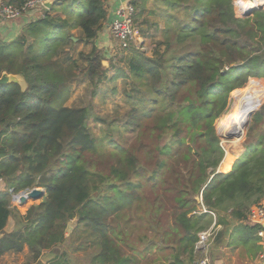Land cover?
<instances>
[{"label": "trees", "instance_id": "16d2710c", "mask_svg": "<svg viewBox=\"0 0 264 264\" xmlns=\"http://www.w3.org/2000/svg\"><path fill=\"white\" fill-rule=\"evenodd\" d=\"M165 2L170 10L185 6L187 21H167L163 49L150 56L131 49L128 71L113 76L131 86L126 123L135 136L127 146L98 142L91 104L66 105L71 83L88 79L96 88L108 75L96 45L109 20L105 0H57L16 40H0V76L27 82L25 90L0 86V259L27 246V264H199L206 256L196 248L199 233L214 222L210 264L224 245L240 255L261 250L258 226L248 223L264 199V101L253 115L260 88H245L253 117L245 150L231 163L215 123L232 91L251 78L264 81V9L239 17L237 0ZM79 42L91 51L62 57ZM35 187L45 196L23 214L13 195ZM70 238L75 251L91 249L86 258L63 252Z\"/></svg>", "mask_w": 264, "mask_h": 264}, {"label": "rangeland", "instance_id": "374dc122", "mask_svg": "<svg viewBox=\"0 0 264 264\" xmlns=\"http://www.w3.org/2000/svg\"><path fill=\"white\" fill-rule=\"evenodd\" d=\"M135 1V7L137 8L135 22L141 30L145 41L144 46H142L139 50L145 52L147 55L150 56L153 55V53H155L158 49H163L162 46L158 45V43L160 40L163 39V29L165 28L167 21L171 19L175 20L177 19V17L179 18L181 23L187 21L186 7L183 6V8L170 10L167 9L165 0ZM239 1L240 0H237L236 2V10L239 9ZM245 1L246 0H241V7L243 8V11H247L245 6L243 5ZM111 43L112 45L111 47H108V50H106L105 48H101L103 56H105V61L103 64L106 68L109 69L107 77L104 79V81L100 82L96 88L88 79H85L83 81H74L73 83H71L70 96L66 101V105L73 107H82L91 104L96 114L95 117L105 119L100 120L95 117H92L89 121L91 128L97 136L98 142L102 143L104 146H107L109 145L110 140H115L121 145L127 146L135 136V133L131 131V129L126 123L130 106L126 101V94L124 92V88L126 87V89L130 90L131 86L129 82L126 83L123 78L119 77L117 79H114L113 76L120 68H125V71H128L129 60L134 55V50H121L112 36ZM91 49L92 45H85L80 42L74 52H72L71 54L63 53L62 57L72 56L74 58H77L79 51L85 50L88 53L91 51ZM252 84L257 85L260 88L262 96V100L260 104L256 107L253 114H255V112L260 109L259 107H261L264 101V81L263 79L251 78L244 87L232 91L229 100L230 103L226 112L227 114L234 107V96L238 91H244V94L247 95V98L244 102V109L246 111V105L249 103L252 96L246 92L245 88ZM226 113L222 115L219 119H217L215 123L216 130H219V122L226 115ZM219 137L221 139V144L225 149L227 142L225 143L223 141L221 135H219ZM246 138L247 132L245 138L243 139L242 146L233 153V156H227V154H225V161H227V163L235 161L240 155L243 154L245 150L244 141L246 140ZM4 186L5 185L1 179L0 188L4 189ZM41 201L42 199H31V201L28 200L27 203L22 206L15 201H13V204L18 207L21 212H25L28 207L33 204H39ZM10 223L14 224L15 226V221L13 218L10 219ZM75 224V221L70 222L67 231L68 234L72 232ZM77 245L78 243L76 241L72 242V239L70 238L69 241L63 246L62 250L63 252H67L68 255H79V257L81 258H86V253H89L91 249H88L87 252L81 250L75 251V248L78 247ZM12 261H14L13 264H27L32 262V255L28 247L26 246L23 251L16 253V256H14Z\"/></svg>", "mask_w": 264, "mask_h": 264}, {"label": "built area", "instance_id": "2783aa9c", "mask_svg": "<svg viewBox=\"0 0 264 264\" xmlns=\"http://www.w3.org/2000/svg\"><path fill=\"white\" fill-rule=\"evenodd\" d=\"M44 1L26 0L23 5L18 7L10 3L9 0H0V19L11 21L21 18L25 14L34 13L37 9L44 7ZM114 1L117 0H105L106 6L109 7ZM261 6L264 8V4ZM236 11L239 17H244L247 12L240 9ZM136 14L135 0H131L120 5L116 10L115 18L110 23L111 35L121 50L141 49L144 46L143 35L135 22ZM248 223L258 226V244L261 246L259 258L264 260V199L261 205L251 209L248 214ZM218 229L219 226H216V222H214L209 228L199 233L197 248L206 252V256L199 264H210L207 254Z\"/></svg>", "mask_w": 264, "mask_h": 264}, {"label": "crops", "instance_id": "0c3cea01", "mask_svg": "<svg viewBox=\"0 0 264 264\" xmlns=\"http://www.w3.org/2000/svg\"><path fill=\"white\" fill-rule=\"evenodd\" d=\"M131 0H117L114 1L107 9H108V21L104 23L102 30L99 32V37L96 41V45L101 49L105 48L108 50V47H111V31H110V23L115 18L116 10L120 7L121 4L129 2ZM57 2V0H54L52 3L51 8L53 5ZM136 2V1H135ZM51 8L43 7L37 9L34 13H28L23 15L21 18H18L16 20L11 21H5L0 19V40L11 42L16 40L21 34L24 33L25 28L29 26L31 22L37 21L40 19L44 13L45 10H50ZM137 9V8H136ZM53 15H62L63 10L59 11H51ZM75 34L74 38L81 37L82 31L80 28H76L72 30ZM31 41L32 39L29 38ZM78 41V38L77 40ZM80 43V42H79ZM82 44H85L84 42H81ZM85 45H92V44H85ZM84 52H87L84 50ZM227 162V161H226ZM29 208V207H28ZM27 208V210H28ZM22 212L25 214L27 212ZM14 228V224L9 223L6 227L7 231H12ZM259 245V244H258ZM261 251V250H260ZM260 251L257 255H240L239 249H234L231 246H225L220 250L219 258L215 260L214 264H264V260L259 258ZM16 256L15 252H7L5 255H3L0 259V264H13L14 261L12 259Z\"/></svg>", "mask_w": 264, "mask_h": 264}, {"label": "bare ground", "instance_id": "6f19581e", "mask_svg": "<svg viewBox=\"0 0 264 264\" xmlns=\"http://www.w3.org/2000/svg\"><path fill=\"white\" fill-rule=\"evenodd\" d=\"M262 4H264V0H246L243 3L247 11L254 7H259ZM234 98L235 101L233 109H230L231 111L228 114L226 113V115L219 122V133L223 141L225 143L227 142L225 148L227 156H233V153L242 146L250 120L249 115L244 109V102L247 95L244 94V91H238ZM29 200L31 201V199Z\"/></svg>", "mask_w": 264, "mask_h": 264}, {"label": "water", "instance_id": "95a60500", "mask_svg": "<svg viewBox=\"0 0 264 264\" xmlns=\"http://www.w3.org/2000/svg\"><path fill=\"white\" fill-rule=\"evenodd\" d=\"M53 1L54 0H45L44 1V6L47 7V8H51ZM261 9H264L263 6L254 7L251 10L247 11L244 17L250 16V15L253 14V12L255 10H261ZM73 39L75 41L77 40V38H74V37H73ZM104 61L105 60H103V63H104ZM104 67H105V65H104ZM11 83L19 84L22 87L23 90H25L27 88V82H26L25 78L23 77V75L12 74V73H8L6 71L3 72L2 75L0 76V86L8 85V84H11ZM252 116L250 118V122H251ZM250 122L248 124V128H249ZM248 128H247V130H248ZM217 134L220 135L219 130H217ZM221 164H222V162L220 163L217 172H222ZM44 196H45V189L35 187V188L31 189V190H28V189L27 190H23V191L15 194V195H13V201L18 202L19 205L22 206V205L26 204L29 199H32V200L42 199ZM196 198H197L198 201H200V202L202 201L201 196H197ZM2 237H3V234H0V239Z\"/></svg>", "mask_w": 264, "mask_h": 264}]
</instances>
